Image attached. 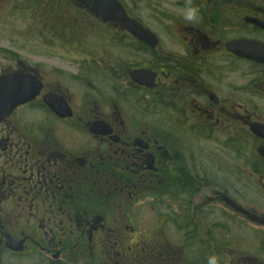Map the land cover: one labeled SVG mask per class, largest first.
I'll use <instances>...</instances> for the list:
<instances>
[{"label":"flooded vegetation","instance_id":"af4514ba","mask_svg":"<svg viewBox=\"0 0 264 264\" xmlns=\"http://www.w3.org/2000/svg\"><path fill=\"white\" fill-rule=\"evenodd\" d=\"M110 1L0 0L68 40L0 52L38 88L0 114V264H264V0Z\"/></svg>","mask_w":264,"mask_h":264},{"label":"rangeland","instance_id":"374dc122","mask_svg":"<svg viewBox=\"0 0 264 264\" xmlns=\"http://www.w3.org/2000/svg\"><path fill=\"white\" fill-rule=\"evenodd\" d=\"M10 10V8L5 6L0 8V52L12 51L29 65H44L47 62H51L46 60L47 56H43L45 48H62L63 43L68 40L43 38L40 34L42 25L37 18H27L26 13L28 11L26 9L20 8L13 12ZM81 43L91 44L89 39L86 41L81 40ZM205 156L209 159L212 157L211 154ZM220 162L222 161L220 160ZM144 226L154 233L168 232L173 229L167 222L156 224L148 222ZM231 234L233 235L232 232ZM237 248L238 246L231 248L233 254L239 252ZM227 251L229 252L230 250L228 249Z\"/></svg>","mask_w":264,"mask_h":264},{"label":"water","instance_id":"95a60500","mask_svg":"<svg viewBox=\"0 0 264 264\" xmlns=\"http://www.w3.org/2000/svg\"><path fill=\"white\" fill-rule=\"evenodd\" d=\"M81 4H83L87 9H90L97 16L102 17L104 20L108 19H116L123 18V14L121 12H117L113 7L110 0H77ZM109 3L111 8L106 12L103 8L104 4ZM122 11V10H121ZM144 33L142 31H138L137 34ZM134 80L138 81L140 79L137 74L133 76ZM23 77L17 75L16 73L3 75L0 78V114L3 112H9L12 110L17 104L25 102V100H29L34 98L36 93L38 92L36 88L35 91H32V88L24 87L22 88L24 82H26ZM228 204L232 208H238L236 204H233L230 200L227 201Z\"/></svg>","mask_w":264,"mask_h":264},{"label":"clouds","instance_id":"9594fccd","mask_svg":"<svg viewBox=\"0 0 264 264\" xmlns=\"http://www.w3.org/2000/svg\"><path fill=\"white\" fill-rule=\"evenodd\" d=\"M183 18L187 22H194L198 19V10L194 7L188 6L183 12ZM209 264H216V259L210 258Z\"/></svg>","mask_w":264,"mask_h":264}]
</instances>
